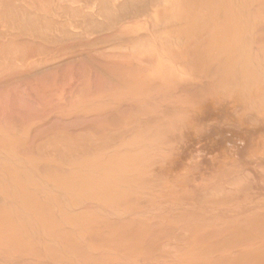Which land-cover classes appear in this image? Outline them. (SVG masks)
Wrapping results in <instances>:
<instances>
[{
	"label": "bare ground",
	"instance_id": "obj_1",
	"mask_svg": "<svg viewBox=\"0 0 264 264\" xmlns=\"http://www.w3.org/2000/svg\"><path fill=\"white\" fill-rule=\"evenodd\" d=\"M89 1L0 0V264H264V0Z\"/></svg>",
	"mask_w": 264,
	"mask_h": 264
},
{
	"label": "rangeland",
	"instance_id": "obj_2",
	"mask_svg": "<svg viewBox=\"0 0 264 264\" xmlns=\"http://www.w3.org/2000/svg\"><path fill=\"white\" fill-rule=\"evenodd\" d=\"M85 1H87V0H85ZM88 1H89V0H88ZM93 1H95V0H93ZM101 1H103V0H101ZM101 1H100V0H98V1L96 0V3H97L96 6H88V7H90L91 9L94 7L92 10L89 8V9L91 10V13H92V12L94 13V14L92 13V14L94 15V17L96 16V11H98L99 8H100V9L102 8V9H101L102 11L99 10V11L97 12L98 14L100 13V14L98 15L100 18H99V17L96 18V17H97V16H96L94 19H92V21H94V22H91V21H90V20H91V17H93L92 14H91L90 12L87 11V12H88L87 16H86L85 12L83 13V11H85V10L87 9V6H86V8H85V7H81V8H80L79 6H77V7H79L80 11H82L83 8L85 9V10L82 11L83 16H81V12L79 11L78 8H76L75 6H72V7H74V8L76 9V11H77V12L74 11L75 9L72 8V9H73V12H74V13H78L79 17L81 16V17L79 18L80 20H82V18H83V20H85V22L89 20V22H91V24H92V23H93V24L96 23V22H95L96 19H97V21H98L97 24H98L99 27H95V26H97V25H95V24H94L95 26L92 25L93 27H95L94 30H93V27H92L90 24H88L89 22H88V23L86 22V23L88 24L87 26H89L88 29H91V27H92V36L89 35L91 32L88 33L89 30H87V26H85L86 29L83 28L84 31H85V32L83 31L84 34L86 33L85 36H86V37H90V36H91L90 38H85V39H86V42L90 41V39L93 40L92 38L95 39V35L98 36L99 33H101V32L103 33V31H104L105 29L107 30V28H109V27L107 26L108 24L106 25L107 28H105V27H106V26H105L106 22H103V21H105V20H107V19L109 20V18L111 17V19H110L109 21L114 22V21H112V18L114 17L113 20H115V19L117 18V19L115 20V24H117V23L119 24V23L121 22V21H120L121 17H123V16L126 17L125 15L128 13L127 11H128L129 8H130V9H129V10H130L129 12H131L132 10H134L133 7H135V6H136L137 8L139 7V6H138V2H141V4L144 2V1L142 2V0H139V1H136V2H135V0H132V1L129 0V1L133 2V3H131V2L128 3V2H126L127 0H126V1H125V0H123V1H122V0H118V1H115V2H117L118 5H120V3H119L120 1H121V3L124 2V1H125V2H124V4L122 3L120 6H117V5H115L116 3L114 2V0H110V5H111V6L114 5V6H112V9H111V10H109L107 7L110 6V5H109V4L107 5L106 0L103 2L104 4H105V2H106L105 6H103L104 4H102ZM107 1H108V0H107ZM111 1L113 2V4H111V3H112ZM147 1H148V0H147ZM91 2H92V1L90 0V1L87 2V3H91ZM108 2H109V1H108ZM149 2H150V3H151V2L154 3V0H152V1L149 0ZM93 3H94V2H93ZM98 3H100V4H99V7H97V6H98ZM125 3L128 4L129 7H128V5H126ZM130 3H131V5H130ZM134 3H135V4L137 3V4L135 5ZM56 4H57V1H56ZM101 4H102V5H101ZM132 4H134V5L132 6ZM122 5H123V6H122ZM124 5H126V6H124ZM139 5H140V4H139ZM106 6H107V7H106ZM111 6H110V7H111ZM141 6H143V4H142ZM31 7H33V6H30V7H28V8H27L26 6H24V7L22 6V8H23L22 10H24V8H25L26 10H28L29 8L31 9ZM36 7H37V8H39V7H43L44 11H45L46 9L51 8V9L49 10V12H47V13H51L50 11L52 10V13L54 14L52 17L55 18V16H56V18H57V19L55 18L56 20H55V19L52 20V19H53L52 17H51V19H50L49 16H51L52 13H51V14H48V16H47V15H46L47 13H46V11H45V13H46V14H45V17H46V18H44L45 20H46L47 17H48L49 19H47V20H50V21L52 20V21L58 22L57 20H60V19L62 18L61 16H58L59 18L57 17V15H58V11L55 10V9H53V8H54L53 6H50V7L45 6L46 9L44 8V6H36ZM52 7H53V8H52ZM57 7H59V8H57ZM57 7L55 6V8L58 9V10L61 9V8H62V9L64 8V6H57ZM68 7H69V6H68ZM68 7L66 6L65 9L68 10ZM96 7L98 8V10H96ZM110 7H109V8H110ZM125 7H126L127 9H126ZM136 7H135V9H136ZM70 8H71V6H70ZM65 9H63L62 13H63L64 11H66ZM72 9H70V11L68 10V12H67V11L64 12L63 15H62V13H61V10L59 11V12L61 13L60 15H62L64 19H65V16H66V18H68V19H69L70 17H72V16H75V17H76V18L73 17V19L75 18V21H72V22H71V18H70L69 22H67V20H68V19H67V20H64L63 23H62V24H64V23L66 22V24H68V23H70L71 25L73 24L74 26H73V25H72V26L70 25V27H72L71 30H73L75 27H77V26H75V24L77 25L78 22L80 21V20L78 19V17H77L78 15H77V14H76L77 16L74 15V13L71 11ZM77 9H78V10H77ZM89 9H87V10H89ZM104 9H105V10H104ZM113 9H114V10H113ZM119 9H120V11H119ZM121 9H122V11H121ZM131 9H132V10H131ZM53 10H55V11H53ZM90 10H89V11H90ZM95 10H96V11H95ZM112 10L114 11L115 14L112 13ZM116 10H117V11H116ZM39 11L42 12V13L44 12V11H42V8H41V10H39ZM56 11H57V13H56ZM78 11H79V12H78ZM40 12H39V13H40ZM54 12H55L57 15H56ZM70 12H71V14H69ZM120 12H122V13H120ZM124 12H125V13H124ZM126 12H127V13H126ZM65 13H66V14H65ZM89 13L91 14V15H90V16H91L90 18H88ZM107 13H108V14H107ZM68 14L71 15V16L68 17ZM72 14H73V15H72ZM113 14H114V16H113ZM124 14H125V15H124ZM42 15H44V14H42ZM42 15H39V17H42V18H40V19L38 20V22L41 20L40 23H38V24H39V25H40V24L42 25V23H43V30H44V29L47 30V29L49 28L48 25H51V26H52V25H53L52 23H54V26L57 25V24H55V22H52V23H51V22H48V23H47V28H46V22H47V21L43 20V16H42ZM84 15H85V16H84ZM110 15H111V16H110ZM117 15H118V16H117ZM130 15H132V12H131V13H128V16H127V17H130ZM102 16H103V17H102ZM112 16H113V17H112ZM116 16H117V17H116ZM84 17H87L88 19H87V18H84ZM118 18H119V19H118ZM76 19H77V20H76ZM122 19H123V18H122ZM122 19H121V20H122ZM42 20H43V21H42ZM83 20H82V23H81V24H83V22H84ZM99 20H100L101 22H100ZM61 21H62V19H61ZM117 21H118V22H117ZM119 21H120V22H119ZM59 22H60V21H59ZM73 22H74V23H73ZM80 22H81V21H80ZM80 22H79V23H80ZM116 22H117V23H116ZM44 23H45V25H44ZM49 23H51V24H49ZM100 23H104V24H103V25H104V30H103V28H102L103 26H102V25H101V26L99 25ZM107 23H110V22H107ZM81 24H80V25L78 24L79 29L77 30V32L80 30L79 33H80L82 36L79 35V34H77V36H75L74 33L72 34V31H70L69 29L66 30V28H65V31L67 32V31L69 30L70 32H69V31H68V32H69L70 34L74 35V36L68 34V32H67V34H68L69 36H67L66 32H63V31H64L63 29H61V30H62L61 32H63V33H60V32H59V31H60V30H59V27H60L59 24L56 26L58 29H55L54 31L58 30V31H56L55 33L58 32L57 35L60 33L59 36H62V40L64 39L63 42L66 40L67 37H68V40H69V39L71 40L72 38H75V37H76L77 39L75 38L74 41H65V42H68V45H71V44L74 45V42H75L76 40H77L78 42H79V41L81 42L80 38L78 39L79 36L81 37V39H82V37L84 38V36H83V32H82V30H83L82 27H84V24H85V23L83 24V26H82ZM110 24H111V23H110ZM39 25H38V27H37V24H36V25H35L36 28H40ZM41 25H40V26H41ZM64 25H65V24H64ZM85 25H86V24H85ZM113 25H114V24H113ZM30 26H34V25L30 24ZM44 26H45V28H44ZM58 26H59V27H58ZM66 26L69 27V25H66ZM80 26H82V27H80ZM109 26H110V25H109ZM114 26H115V25H114ZM78 27H77V28H78ZM60 28H61V27H60ZM99 28H100V29H99ZM101 28H102V29H101ZM41 29H42V26H41L40 30H41ZM97 29H99V30H97ZM43 30H41V31H42V34H43V33H44V34H47V35H48V36H47L48 38L51 36V39H50V40H51V41H54V40H55V41H56V44H59V42H60L61 40H60V41H57V40H56V38H57L58 36H54L55 33L52 32L51 34H48V33H49L48 30H47L48 32H46V33H45ZM95 30H96V32L98 31V34L95 32ZM101 30H103V31H101ZM38 31H39V30H38ZM74 31L76 32V30H73V32H74ZM90 31H91V30H90ZM94 32H95L96 34H95ZM106 32H107V31H106ZM52 34H53V35H52ZM65 34H66V35H65ZM75 34H76V33H75ZM93 34H94V35H93ZM49 35H50V36H49ZM78 35H79V36H78ZM88 35H89V36H88ZM52 36H54L55 38L52 37ZM65 36H66V38H65ZM71 36H72V37H71ZM48 38H47V39H48ZM52 38H54V40H53ZM60 39H61V37H60ZM87 39H89V40L87 41ZM58 40H59V37H58ZM72 40H73V39H72ZM82 40H83V39H82ZM97 40H98V38H97ZM97 40H96V42L99 41V40H98V41H97ZM110 40H111V42H109ZM110 40H109V41H106V42H105V41H104V42H103V41H102V42H101V41L99 42V44L102 43V44H100L101 47L98 45V47H100V48H102V46H103V44H104L103 49H101V51L103 52V53L101 52L102 54H104L105 52H106L105 54H107V52H109V51H107V50H110V51H111V49L115 46V45H113V41H114V40H113V41H112V39H110ZM55 41H54V42H55ZM84 41H85V40H84ZM93 41H94V40H93ZM93 41H92V43H90V44H91V45L93 44V46H97V45H96V42L94 43ZM54 42H53V43H54ZM57 42H58V43H57ZM69 42H70V44H69ZM72 42H73V43H72ZM82 42H83V41H82ZM90 42H91V41H90ZM75 43H77V42H75ZM60 44H61V42H60ZM66 44H67V43H66ZM97 44H98V43H97ZM105 44H106V45H105ZM107 44H108V46H109L110 44H112V45H110L109 47H111V46H113V47H111V49H110V48L107 46ZM105 47H107V50H106V51H105V49H104ZM115 48H116V46H115ZM115 48H113L112 51H113ZM103 50H104V51H103ZM116 50H117V48H116ZM116 50H114L113 52H115ZM38 51H41V50L38 49ZM112 51H111L110 53H112ZM117 51H118V50H117ZM117 51H116V52H117ZM101 53H98V55L101 54ZM53 59H54V58H53ZM55 59H57V58H55ZM53 123H54V122H53ZM53 123H52V124H53ZM56 123H58V121H56ZM54 124H55V123H54ZM54 124H53V125H49V126L45 127L44 129H42V130L40 131V133H42L41 135H43V136H42V138H39V139H40L39 141L37 140V141L35 142V143H36V145H35V149H36V146H37V144H38L37 149H38L39 147H41V148H45V146H46V147H50V148H49V149H50V152L53 151V150H51V148H55L54 151H53V152H55V150H57V147H59V146L61 147V145H62L63 143H64V144L67 143L66 140H65L66 137H65V138L63 137L64 140H65L63 143H60V142L58 141V139H55V138L59 137V136H57L58 134L56 135L55 133H52V132H54V131H56V130H54L53 128H51V129L53 130V131L51 132V129L49 128V127H54V126L56 125V124H55V125H54ZM57 126L60 127L58 124L56 125V127H57ZM68 126H69V125H66V127H68ZM54 128H55V127H54ZM45 129H46L47 131H48V130H50V131H48V132L46 133V132H45V131H46ZM55 129H57V128H55ZM43 131L46 133V135L43 134ZM40 133H39V134H40ZM48 133H50V134L52 135V136L50 135L51 138L54 137L53 139H54L55 142H53V139H50V138H49V137H50L49 135H48V137H47L48 139L46 138V136H47ZM54 134H55V135H54ZM75 134H76V133H75ZM79 134H80V133H77V135L80 137V135L82 134V132H81L80 135H79ZM56 136H57V137H56ZM82 136H84V134H82ZM40 137H41V136H40ZM43 137H44V138H43ZM45 138L47 139L46 141H45ZM59 138H60V137H59ZM42 139H44L45 142H43ZM49 139H50V140H49ZM61 139H62V137H61ZM41 140H42V141H41ZM56 140H57L59 143H56V142H57ZM40 141H41V142H40ZM62 141H63V140H61V142H62ZM67 141H68V139H67ZM38 142L43 143V145H42V144H39ZM51 142H53V143L51 144ZM47 143H48V144H47ZM45 144H46V145H45ZM49 144H50V145H49ZM56 144L59 145V146H57ZM64 144H63V145H64ZM54 145H56V146H54ZM52 146H53V147H52ZM45 149H47V148H45ZM47 151H48V149H47Z\"/></svg>",
	"mask_w": 264,
	"mask_h": 264
}]
</instances>
